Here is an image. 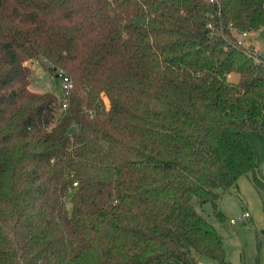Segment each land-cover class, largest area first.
Returning <instances> with one entry per match:
<instances>
[{"label": "trees", "instance_id": "trees-1", "mask_svg": "<svg viewBox=\"0 0 264 264\" xmlns=\"http://www.w3.org/2000/svg\"><path fill=\"white\" fill-rule=\"evenodd\" d=\"M262 25L264 0H0V264H232L194 202L264 191V53L236 36Z\"/></svg>", "mask_w": 264, "mask_h": 264}, {"label": "rangeland", "instance_id": "rangeland-1", "mask_svg": "<svg viewBox=\"0 0 264 264\" xmlns=\"http://www.w3.org/2000/svg\"><path fill=\"white\" fill-rule=\"evenodd\" d=\"M261 28L251 30L245 40L259 51L264 50V25ZM24 63L31 70V90H52L58 95L63 94V84L56 72L43 69L31 59H26ZM103 102H107V97H103ZM244 131L254 149L256 171L264 179V136L250 128ZM194 204L222 237L228 261L232 264H264V191L254 185L251 172L241 174L234 185L221 192L219 209L224 215L222 219L216 215L210 202L199 204L195 201ZM196 264L218 263L212 258L199 255Z\"/></svg>", "mask_w": 264, "mask_h": 264}, {"label": "built area", "instance_id": "built-area-1", "mask_svg": "<svg viewBox=\"0 0 264 264\" xmlns=\"http://www.w3.org/2000/svg\"><path fill=\"white\" fill-rule=\"evenodd\" d=\"M212 1V0H211ZM259 30H261L262 28L260 27V28H258ZM263 31V30H262ZM249 32L250 31H247V30H243V31H239V32H237L236 33V36H237V43H239V44H243V45H246V46H250V47H252L256 52H257V54H263L264 53V50H256L255 48H254V46L250 43V44H248V43H246L245 42V40L248 38V35H249ZM260 56V55H259ZM57 75H58V77H60V79H61V82H62V84H63V89H64V91H63V94L64 95H66L68 92H69V90L72 88V86H73V81H72V79H71V77L68 75V74H66L65 73V71L63 70V69H59L58 71H57ZM66 97V96H65ZM64 97V98H65ZM66 99L64 100V102H63V108H65L66 107ZM263 170H264V166H263V168H262ZM246 214V213H245Z\"/></svg>", "mask_w": 264, "mask_h": 264}]
</instances>
